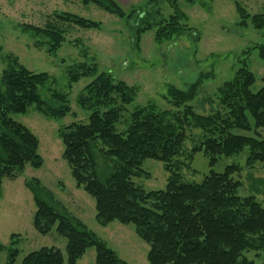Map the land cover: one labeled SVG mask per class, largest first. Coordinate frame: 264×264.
<instances>
[{
	"label": "trees",
	"instance_id": "obj_1",
	"mask_svg": "<svg viewBox=\"0 0 264 264\" xmlns=\"http://www.w3.org/2000/svg\"><path fill=\"white\" fill-rule=\"evenodd\" d=\"M80 1L127 22L135 18L139 22L134 31L137 38L153 28L150 23L155 16L159 21L154 23V37L159 43L193 30L182 24L186 16L175 0H166L172 8L167 17L154 9V0L146 4L153 11L141 13H137L139 9L123 10L116 0ZM235 6L240 27H246L247 20L255 29L264 27V13L250 15L238 3ZM52 14L81 28L100 26L74 13ZM23 30L44 38L48 52L56 51L64 41L63 31L50 23L43 28L26 25ZM251 49H257L264 59V44L244 53ZM2 60L6 66L0 75V186L4 178L15 179L26 166L38 168L42 164L37 137L11 114L25 113L32 105L51 118H62L70 112L66 93L51 88L53 80L47 73L29 70L11 54L2 55ZM239 62L233 78L218 87L217 107L206 116L197 114L189 102L198 95L202 78L210 74H201L185 90L167 85L163 98L170 108L160 110L147 102L128 111L126 107L135 97L134 87L114 79L109 72H98L95 63L81 62L67 68L70 84L81 77L92 80L77 98L88 113L87 122L58 128L62 159L75 185L93 198L97 224H132L148 244V264H264V206L254 194H239L241 184L233 178L237 167L232 164L221 173L210 171L200 183L186 182L180 173L197 151H203L212 166L219 156H230L247 147L246 164L264 165V138L232 133L264 127V88L251 90L254 75L244 59ZM124 111L125 126L117 131ZM190 129H198L201 134L194 139ZM187 140L191 143L188 150ZM147 158L161 161L169 173L164 189L145 191L132 181L134 176L148 175L141 169ZM25 186L35 206L34 229L47 234L54 228L66 240L64 253L55 247H41L17 263L18 234H12L8 246L0 244V252L8 250L6 264H75L89 248L95 250L92 264H129L68 212L38 179L25 181ZM251 250L262 252L261 262L247 257L246 252Z\"/></svg>",
	"mask_w": 264,
	"mask_h": 264
},
{
	"label": "rangeland",
	"instance_id": "obj_2",
	"mask_svg": "<svg viewBox=\"0 0 264 264\" xmlns=\"http://www.w3.org/2000/svg\"><path fill=\"white\" fill-rule=\"evenodd\" d=\"M123 10L135 9L137 13L153 11L146 4L149 0H116ZM178 9L184 13L186 24L193 30L183 31L162 42L155 41L154 17L148 29L134 34L139 23L135 18H125L103 11L93 4H82L80 0H0V75L6 64L2 55L11 54L26 68L34 72H45L53 80L51 88L66 93L70 112L62 118H51L37 111L34 105L25 113L11 114V117L30 129L38 139V154L42 164L38 168L26 166L13 180L4 178L0 186V244L8 246L12 234H18L17 263L30 251L41 247H55L64 253L65 238L54 228L47 234H39L32 225L35 211L32 194L25 181L36 178L49 189L68 212L79 218L85 227L96 234L121 259L129 264H148V244L135 232L132 224L113 221L100 226L95 221L94 200L82 188L75 185L70 169L62 159L63 146L58 128L72 122H87L88 113L77 101L78 94L92 77H81L69 83L67 68L81 62L95 63L98 72H109L114 79L124 81L136 89L133 102L126 107L131 111L147 102L164 110L170 108L163 98L166 86L171 84L185 90L203 77L198 95L189 104L200 115H208L217 107L216 92L225 81L233 78L240 60L254 75L253 92L264 88V59L257 49L245 50L264 44V27L255 29L247 20L246 27H240L235 3L250 14L264 13V0H175ZM155 8L167 17L172 8L166 0H154ZM70 12L100 23L99 28H81L69 22L58 20L53 12ZM50 23L64 33V41L53 52H48L45 39L25 32L24 26L43 28ZM140 26H143L141 24ZM197 36V38H196ZM48 97L47 93L45 95ZM44 97V95H43ZM127 114L122 112L117 131L125 125ZM232 133L264 138V127L250 131L233 130ZM198 129H190L189 135L198 138ZM197 136V137H196ZM191 143L186 141L185 149ZM248 148L230 155H221L216 163L209 165L203 151H197L189 166H182V179L200 183L210 171L221 173L228 165H235L233 178L240 182V195L254 194L264 206V165L259 162L246 164ZM184 161V160H183ZM188 163L187 161H185ZM141 169L148 175L134 176L132 181L145 191L164 189L169 173L161 161L147 158ZM7 248V247H6ZM7 251L0 252V264H6ZM247 257L262 261V252L251 250ZM94 248L86 250L75 264H92ZM63 264H67L64 262Z\"/></svg>",
	"mask_w": 264,
	"mask_h": 264
}]
</instances>
